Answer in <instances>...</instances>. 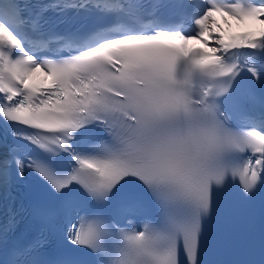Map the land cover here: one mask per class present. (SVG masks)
<instances>
[{
    "label": "snow or ice",
    "instance_id": "obj_1",
    "mask_svg": "<svg viewBox=\"0 0 264 264\" xmlns=\"http://www.w3.org/2000/svg\"><path fill=\"white\" fill-rule=\"evenodd\" d=\"M0 128L62 247L9 245L7 205L0 264H202L214 191L264 187V0H0Z\"/></svg>",
    "mask_w": 264,
    "mask_h": 264
}]
</instances>
